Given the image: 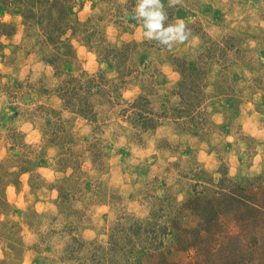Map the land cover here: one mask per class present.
<instances>
[{
  "label": "rangeland",
  "instance_id": "374dc122",
  "mask_svg": "<svg viewBox=\"0 0 264 264\" xmlns=\"http://www.w3.org/2000/svg\"><path fill=\"white\" fill-rule=\"evenodd\" d=\"M139 4L0 0V264H264V0Z\"/></svg>",
  "mask_w": 264,
  "mask_h": 264
},
{
  "label": "clouds",
  "instance_id": "9594fccd",
  "mask_svg": "<svg viewBox=\"0 0 264 264\" xmlns=\"http://www.w3.org/2000/svg\"><path fill=\"white\" fill-rule=\"evenodd\" d=\"M156 2L157 0H140L137 12L139 13V15L147 17L145 26L148 31L145 33V35L151 37L154 33H156L160 37L176 38L178 36L180 43L187 40L188 36L183 35L184 24H182L175 30H173L172 28H168L165 30L162 28L161 21L163 17L161 16L160 12L147 10ZM189 34L190 33H188V35ZM163 42L167 43V39H164Z\"/></svg>",
  "mask_w": 264,
  "mask_h": 264
}]
</instances>
